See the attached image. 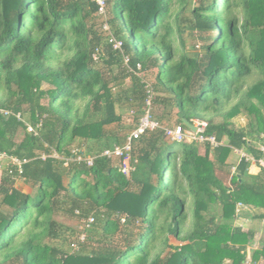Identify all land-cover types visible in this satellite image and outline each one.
Here are the masks:
<instances>
[{
	"label": "trees",
	"instance_id": "trees-1",
	"mask_svg": "<svg viewBox=\"0 0 264 264\" xmlns=\"http://www.w3.org/2000/svg\"><path fill=\"white\" fill-rule=\"evenodd\" d=\"M147 108L160 128L133 141L127 177L99 155ZM182 119L222 144L166 141L161 127ZM259 145L264 0H105L104 13L92 0H0V154L21 163L0 177V264H257L264 230L233 223L264 220V168L249 173L233 149L257 160ZM59 213L94 221L76 231Z\"/></svg>",
	"mask_w": 264,
	"mask_h": 264
},
{
	"label": "built area",
	"instance_id": "built-area-1",
	"mask_svg": "<svg viewBox=\"0 0 264 264\" xmlns=\"http://www.w3.org/2000/svg\"><path fill=\"white\" fill-rule=\"evenodd\" d=\"M95 1L96 5L98 6V12L99 13H104L105 11V0H92ZM111 42H113V46L116 49L121 48V41L115 40L114 38L110 39ZM128 58L127 56H124V62L127 63ZM138 68H140V65L138 64ZM147 93H148V98L146 100V105H150V97L152 94V91L147 84ZM18 116V115H17ZM207 123L206 121H194L193 126L195 127V131L190 129V128H184L182 125H176L174 127H167L163 126L161 129L163 130L164 136L168 138L171 141H177V142H190V141H196L198 143H203V142H209L213 146H217L222 144V142H218L214 139L213 136H205L204 135V130L206 127ZM157 128H160L159 124L151 119L150 113H149V108L145 110V115L140 119L138 125L131 130L128 135L125 138V141L123 144H114L111 147L103 149V151L100 152L99 156H104L107 158H113V157H119L120 158V170L124 175L131 174L132 171L135 169V163L137 162L136 159L132 158V143L135 139L139 138L140 135L146 131V130H155ZM28 131H33V128L31 126H27ZM259 148L261 151L264 150L263 145H259ZM235 153L238 154V159L240 160L241 158H244L245 161L249 163V169L252 167H261L264 168V157L255 159L252 155L248 154L245 150L243 149H233ZM73 153H79L77 150H73ZM6 155L0 154V159H4ZM12 165H17L20 167V161L15 158V157H9ZM74 160L77 161H85L88 165H91L93 162V157L92 156H86L83 157L80 154H76V156L73 158ZM232 171H234V167L232 168ZM242 206L239 203L238 204V209H241ZM78 213V211H76ZM94 221L93 215H89L85 219H82V223L80 224V228L82 230H85L86 228L90 227L91 224ZM84 235V232L81 233L79 236L80 240L84 239L81 237ZM74 249H76V243L72 245Z\"/></svg>",
	"mask_w": 264,
	"mask_h": 264
},
{
	"label": "rangeland",
	"instance_id": "rangeland-1",
	"mask_svg": "<svg viewBox=\"0 0 264 264\" xmlns=\"http://www.w3.org/2000/svg\"><path fill=\"white\" fill-rule=\"evenodd\" d=\"M104 28L107 30H109L110 28H108V26L107 25H105L104 26ZM185 37H186V34H185ZM189 42H190V39L188 40ZM189 43L187 42V45H188ZM200 41H198V42H195V45L196 46H194V49L193 48H188L189 50H198V49H200ZM197 45L199 46V48H197ZM144 77V76H143ZM145 79H146V81H150V82H154V78H155V71H150L149 73H146V75H145V77H144ZM128 81V79H126L125 80V82H127ZM128 83V82H127ZM122 112V123H121V125H122V127L123 128H126V127H128L131 123H132V119H133V117H132V111L131 110H129V109H126V108H124V110H122L121 111ZM234 121H235V125L237 126V127H245V126H247V121H246V119H245V117H243L242 115H239V116H237V117H235L234 118ZM113 128H116V126H110V129H112L113 130ZM123 128H120V131H116V135H120V136H122L123 135V133H127V129L126 130H124ZM21 135H22V133H20L18 136H17V139L19 140L20 138H21ZM166 141H168L169 139L168 138H166L165 139ZM170 141V140H169ZM235 153V152H234ZM237 159H238V154L236 153V156H235ZM0 160H2V159H0ZM5 161L1 164V166H0V177L2 176V173L6 170V169H8L9 167H11L12 166V163H11V161H10V159H4ZM125 176H127V177H129L130 176V174H128V175H125ZM16 185L18 186V187H21V188H23V189H25L26 191H29V188H28V186L27 185H25L23 182H21V181H19L18 180V182L16 183ZM77 211V210H76ZM243 213V216L244 217H246V216H248V211H243L242 212ZM59 222H61V223H63L65 226H68V227H70L71 229H76V231H78L79 229H81L80 228V223H78L79 221H78V218H75V217H68L67 215H64V214H62V213H59L56 217H55ZM252 224H251V226L252 227H256L257 229H260V230H264V220H262V221H256V220H252V222H251ZM233 224H237V225H242V226H246L247 225V227H251L250 226V224H245V221H244V219H238V220H236ZM83 236L84 235H82L81 237L83 238ZM171 243H173V244H177V242L172 238L171 239V241H170ZM249 254H250V252H249ZM248 258H249V256H248ZM262 260V259H261ZM260 260V261H261ZM258 264H264V262H257ZM245 264H248V261H247V263H245Z\"/></svg>",
	"mask_w": 264,
	"mask_h": 264
},
{
	"label": "crops",
	"instance_id": "crops-1",
	"mask_svg": "<svg viewBox=\"0 0 264 264\" xmlns=\"http://www.w3.org/2000/svg\"><path fill=\"white\" fill-rule=\"evenodd\" d=\"M234 160L236 161L237 159H236V157L234 156ZM258 170H257V167H252L251 169H249V173H252V174H255L256 172H257ZM21 188V187H20ZM23 189V188H22ZM25 190V189H24ZM242 219H244V221H245V224H250V226H251V222H252V220H249V218H245V217H242ZM247 226V225H246ZM254 228H256V227H254ZM257 229V228H256ZM259 231H263V230H260V229H258ZM259 262H264V259H262L261 261H259ZM258 264V263H257Z\"/></svg>",
	"mask_w": 264,
	"mask_h": 264
},
{
	"label": "water",
	"instance_id": "water-1",
	"mask_svg": "<svg viewBox=\"0 0 264 264\" xmlns=\"http://www.w3.org/2000/svg\"><path fill=\"white\" fill-rule=\"evenodd\" d=\"M182 122L184 123V125H185L186 127H188V128H190V129H192V130L195 131V127L193 126V124H192L190 121H188V120H186V119H182Z\"/></svg>",
	"mask_w": 264,
	"mask_h": 264
},
{
	"label": "clouds",
	"instance_id": "clouds-1",
	"mask_svg": "<svg viewBox=\"0 0 264 264\" xmlns=\"http://www.w3.org/2000/svg\"><path fill=\"white\" fill-rule=\"evenodd\" d=\"M192 124H193V122H191ZM186 128H188V127H186Z\"/></svg>",
	"mask_w": 264,
	"mask_h": 264
}]
</instances>
